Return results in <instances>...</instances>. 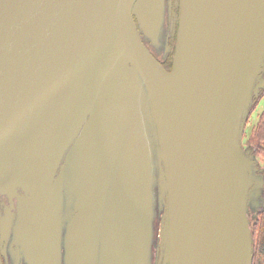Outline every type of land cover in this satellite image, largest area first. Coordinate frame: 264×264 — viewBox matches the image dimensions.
<instances>
[{
    "label": "water",
    "instance_id": "water-1",
    "mask_svg": "<svg viewBox=\"0 0 264 264\" xmlns=\"http://www.w3.org/2000/svg\"><path fill=\"white\" fill-rule=\"evenodd\" d=\"M134 2L0 0V191L32 203L30 264H52L48 220L61 225L68 186L65 264H135L155 176L123 92L133 68L166 193L161 264H251L246 205L260 182L240 120L264 55V0H180L169 71L136 33ZM76 149L84 167L63 186L59 169Z\"/></svg>",
    "mask_w": 264,
    "mask_h": 264
},
{
    "label": "flooded vegetation",
    "instance_id": "flooded-vegetation-1",
    "mask_svg": "<svg viewBox=\"0 0 264 264\" xmlns=\"http://www.w3.org/2000/svg\"><path fill=\"white\" fill-rule=\"evenodd\" d=\"M178 15L179 0H171L169 5V16H165L162 19L157 37L155 38L141 34L142 41L146 47L166 70H169L172 65V57L175 49L178 28ZM135 82L136 85L134 87L132 85L128 87L129 92H138V82L137 80ZM139 94L136 96V99L140 98ZM136 110L138 115L143 119L144 127L146 128L147 155L152 164V171L155 169L158 174L159 167L156 162L157 141L153 127L152 113L146 108H136ZM74 188L75 186H72L70 188H64L63 190L61 225L58 220H48V238L50 241L52 264H65L64 236L67 220L74 212ZM161 189L162 188L158 185V181L155 182L154 177L152 176V228L155 238L156 236H158V238L161 237V233L159 231L160 222L161 227L164 226L166 222V193L164 189V192ZM67 191H69L71 196V200L69 201L65 196ZM31 205L32 203L29 202L28 197L24 193L19 194L16 189H9L4 192L0 191V264H30L29 254L24 245V241L26 237H30L28 216ZM157 229L158 234H156ZM157 254L160 256L161 264L163 261L161 245L158 246Z\"/></svg>",
    "mask_w": 264,
    "mask_h": 264
},
{
    "label": "rangeland",
    "instance_id": "rangeland-1",
    "mask_svg": "<svg viewBox=\"0 0 264 264\" xmlns=\"http://www.w3.org/2000/svg\"><path fill=\"white\" fill-rule=\"evenodd\" d=\"M171 0H136L134 2L132 13L134 14L136 20V26L140 31V34H147V36L157 37L158 32V25L161 19L165 16H169V5ZM175 51V49H174ZM174 55V53H173ZM173 62V57H172ZM172 66V65H171ZM130 68H133L130 65ZM129 68V69H130ZM133 77H137L138 82V92L140 98L135 97V93L129 92L127 87H123V92L126 96V101L129 105L136 107V108H146L151 111V102L149 99L148 91L141 80L138 73L133 68ZM136 85L133 84L134 87ZM250 99L248 105L246 106V114L241 116L242 126H244L247 118L249 117L248 123L254 122V118L256 120V113H258L264 107V56L262 58L259 70L253 80V84L251 87ZM136 100V101H135ZM250 115V116H249ZM247 123V124H248ZM247 128V125L246 127ZM245 138V137H243ZM249 146V144H248ZM246 147V145L244 146ZM248 151V148H247ZM245 153L246 150L244 151ZM250 159L254 160L256 163L248 166L249 171L248 174L250 175L253 181H256L257 178L260 177L258 174L257 168H260L259 164H262L263 155L256 153V155L252 152V154L248 155ZM62 167L60 170L61 173L66 172L63 174V186H68V178L69 176H73L78 178L79 177V169H83L84 167V160L82 159V152L80 149H76L74 152L71 153V158L64 160L62 163ZM255 166V168H254ZM58 170V171H59ZM154 176L155 182L157 181V171L154 169ZM67 188H70L68 186ZM252 191V189H251ZM65 196L68 198V201L71 200V196L69 191L66 192ZM150 215H149V223H150V230L146 226L145 223L142 222L141 224V231H140V240L138 246L136 247V255H135V264H160V256L157 254L158 246L160 242H158V236L153 233L152 228V219H153V208H152V198L153 194L151 192L150 195ZM67 201V202H68ZM253 191L252 193L248 194L247 204L251 203L253 206ZM247 206V205H246ZM247 208V207H246ZM64 211V206H63ZM67 212V211H66ZM249 219V228L250 224L253 223L254 218L252 214L248 215ZM255 221V220H254ZM158 234V229L157 233ZM156 246V248H155Z\"/></svg>",
    "mask_w": 264,
    "mask_h": 264
},
{
    "label": "trees",
    "instance_id": "trees-1",
    "mask_svg": "<svg viewBox=\"0 0 264 264\" xmlns=\"http://www.w3.org/2000/svg\"><path fill=\"white\" fill-rule=\"evenodd\" d=\"M255 117L256 120L254 118L252 123L246 120L247 128H244L242 132L241 143L243 147L245 145L248 147L249 153L263 155L262 164H259L260 168H257L260 175V187L253 194L256 206L250 208L249 214H252L255 220L250 224L251 264H264V107L256 113Z\"/></svg>",
    "mask_w": 264,
    "mask_h": 264
},
{
    "label": "bare ground",
    "instance_id": "bare-ground-1",
    "mask_svg": "<svg viewBox=\"0 0 264 264\" xmlns=\"http://www.w3.org/2000/svg\"><path fill=\"white\" fill-rule=\"evenodd\" d=\"M179 11H180V7H179ZM134 15V14H133ZM179 16L180 15H178V26H179ZM135 31H136V33L138 34V36H139V38H140V40L142 41V37H141V34H140V31H139V29L137 28V26H136V24H135ZM175 47H176V43H175ZM175 52V51H174ZM264 56V55H263ZM173 57H174V55H173ZM263 58V57H262ZM173 63V62H172ZM172 67V66H171ZM171 69V68H170ZM252 90V89H251ZM250 93H251V91H250ZM250 99V98H249ZM241 121V120H240ZM242 123V122H241Z\"/></svg>",
    "mask_w": 264,
    "mask_h": 264
}]
</instances>
